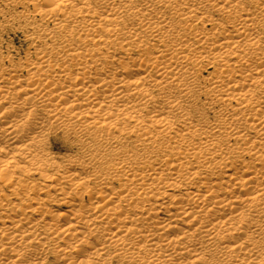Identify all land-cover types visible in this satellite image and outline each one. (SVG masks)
Returning <instances> with one entry per match:
<instances>
[{"label": "bare ground", "instance_id": "bare-ground-1", "mask_svg": "<svg viewBox=\"0 0 264 264\" xmlns=\"http://www.w3.org/2000/svg\"><path fill=\"white\" fill-rule=\"evenodd\" d=\"M115 260L264 264V0H0V264Z\"/></svg>", "mask_w": 264, "mask_h": 264}, {"label": "rangeland", "instance_id": "rangeland-1", "mask_svg": "<svg viewBox=\"0 0 264 264\" xmlns=\"http://www.w3.org/2000/svg\"><path fill=\"white\" fill-rule=\"evenodd\" d=\"M4 40L7 44H9L12 48V52L15 55L17 54V51L20 50L22 52V56L24 55V52L28 49L29 43L27 41H24L23 33H8L4 34ZM53 152L58 156L61 157L65 154H72L75 155L77 153V150H72L69 148V145H62L58 141H55L54 143V149ZM38 183L42 185V181L38 180ZM113 264H129L128 261L120 262L119 260H115Z\"/></svg>", "mask_w": 264, "mask_h": 264}]
</instances>
